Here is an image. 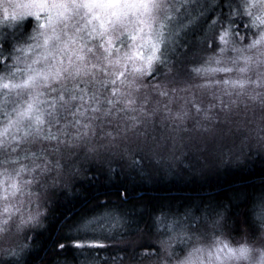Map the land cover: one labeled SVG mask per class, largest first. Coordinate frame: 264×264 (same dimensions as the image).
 <instances>
[{
	"label": "snow or ice",
	"instance_id": "6c2138e0",
	"mask_svg": "<svg viewBox=\"0 0 264 264\" xmlns=\"http://www.w3.org/2000/svg\"><path fill=\"white\" fill-rule=\"evenodd\" d=\"M216 7L208 16L205 0H0L16 31L29 18L39 22L31 34L0 38V238L13 229L24 234L0 251V262L22 264L31 231L47 230L49 201L84 178L90 207L59 220L52 264L251 259L252 248L216 235L226 227L222 212L205 224L193 217L153 241L160 218L141 228L123 207L126 189L116 200L104 190L121 174L113 163L131 144L141 170L147 161L193 175L241 165L252 148L264 153V0H219ZM162 80L182 84L181 92L212 89L213 102L185 98L173 111L176 89ZM153 92L163 100L153 104ZM256 207L264 228V195ZM255 251L264 264V250Z\"/></svg>",
	"mask_w": 264,
	"mask_h": 264
},
{
	"label": "trees",
	"instance_id": "16d2710c",
	"mask_svg": "<svg viewBox=\"0 0 264 264\" xmlns=\"http://www.w3.org/2000/svg\"><path fill=\"white\" fill-rule=\"evenodd\" d=\"M205 2L212 5L206 15H213V10L219 12L216 7L219 0ZM3 16L0 11V17ZM35 21V18H29L20 32L33 33ZM14 23L0 24V38L6 37L10 42L20 36V32L13 26ZM201 24L203 25L204 21H201ZM240 31L243 32L244 29L241 28ZM7 46L10 47V43ZM201 82L202 80L196 81L197 84ZM161 83L169 91L176 89V95L186 94L179 91L183 87L182 84L170 83L167 80H162ZM259 116L256 113V117ZM246 151L248 155L243 164L214 169L204 175H193L187 170H182V165L166 172L153 168L147 161H144V168L141 170L133 163V159H139L135 151L129 163L125 156L113 163V167L121 174L115 176L112 183L104 185V190L116 200L117 190L126 189L127 201L123 207L140 220L141 228H145V222L151 225L153 217L160 218L151 226L152 235L149 238L153 241L156 236L164 237L162 227L171 221L190 223L195 217L205 224L215 218L216 212H222L226 220V227L223 229L226 235L239 245H253L258 242V236L264 231L256 215V205L264 195V153L255 148ZM93 171L94 169L89 170L87 176L91 177ZM90 186V181L84 178L76 182L75 191L58 190L55 193L48 203L49 217L44 221L47 230L31 231V237L27 240L30 247L23 255L22 264H52L57 224L66 214H78L88 210L92 195L89 192ZM205 214H208L209 219ZM201 217L205 219L201 220ZM138 238L140 239L136 237ZM116 251L118 248L112 249L111 254L114 256ZM103 255L101 252V256ZM0 264H7V261Z\"/></svg>",
	"mask_w": 264,
	"mask_h": 264
},
{
	"label": "rangeland",
	"instance_id": "374dc122",
	"mask_svg": "<svg viewBox=\"0 0 264 264\" xmlns=\"http://www.w3.org/2000/svg\"><path fill=\"white\" fill-rule=\"evenodd\" d=\"M209 1V0H208ZM211 6L212 5H208V10L211 8ZM4 18V16L3 17H0V24H2L3 23V25H5V24H9V23H14L13 21H10L7 17H5V19H3ZM36 22V26L34 27V29L37 27V25H38V21H35ZM32 43H35L34 41H32ZM22 57L25 55L24 53H21L20 54ZM201 83H204V81H202ZM216 92H217V94L219 93V90L217 89V90H215ZM181 92V91H180ZM212 93H213V90L212 89H191L190 91H188V92H186V94H175L176 96H174V101L169 105L170 106V108L173 110V111H175V110H177L178 108H179V106L180 105H182V104H184L185 103V98H187V99H191L192 98V95H193V98L192 99H195V100H198V101H200L204 106H207L209 103H211V102H213V96H212ZM157 99H159V100H163V98L162 97H157L156 95H155V93L153 92L152 93V101H153V104H155V102H156V100ZM257 114H259L260 115V111H259V109H257V112H256ZM249 116H251V113H249ZM196 118V116H195V113H192V118L191 119H189L188 120V122H187V124H188V126L189 127H191L192 126V124H193V120ZM256 119H259V118H257L256 117ZM2 122H3V117L2 116H0V125H2ZM121 124H123V121H121ZM156 124H157V129H156V131H157V134H159L160 132H162L163 131V129H161L160 127H159V119L157 118V121H156ZM191 124V125H190ZM107 130H111V128H108ZM136 151V145L135 144H131L130 145V151L127 153V154H125V158H127V163H129L130 162V158H131V155L134 153ZM0 171H2V170H0ZM3 195H4V193H3V191H2V189H0V210H2V208H3V206H4V201H3V199H2V197H3ZM22 199H23V197H22ZM13 202H15V201H13ZM36 209H35V207L33 206V211H35ZM41 210H43V202H42V208H41ZM206 216V218L207 219H209V216H208V214H205ZM0 219H3V217L2 216H0ZM206 223V222H205ZM180 223L179 222H177V221H171L170 223H167V224H165L164 225V227H162V229H163V233H165L166 231H168L169 230V228H171V227H176V226H178ZM163 225V224H162ZM162 225H160V226H162ZM159 226V227H160ZM160 229V228H159ZM207 230L208 231H211V228H210V225L209 226H207ZM223 231V230H222ZM31 234V233H30ZM30 234H29V236H28V238L29 237H31L30 236ZM216 235L217 236H219V238L220 239H224L226 242H228L229 243V245L231 246V247H237V246H239V244H237V243H234V241L230 238V237H228L227 235H226V233H225V231H223V235L221 236L220 235V233L219 232H217L216 233ZM261 236H264V231H263V233L261 234ZM261 236H258L259 238L261 237ZM158 238H164V237H155V239L154 240H157ZM24 239V234L23 233H21V234H16L15 233V229H13V231L11 232V233H9V235L7 236V237H4V238H0V251H2L3 249H5V248H7V247H9L10 245H12V244H14V243H16L17 241H22ZM137 240H139V238L137 239ZM259 243L258 242H255V244H253V246H255V245H258Z\"/></svg>",
	"mask_w": 264,
	"mask_h": 264
},
{
	"label": "clouds",
	"instance_id": "9594fccd",
	"mask_svg": "<svg viewBox=\"0 0 264 264\" xmlns=\"http://www.w3.org/2000/svg\"><path fill=\"white\" fill-rule=\"evenodd\" d=\"M241 245L235 247V248H239L241 247ZM243 246H247L249 248H252L253 251L251 253V259H241L239 262H237V264H261L262 261V256H261V252L255 251V249H261L264 250V244H258V245H250V244H243Z\"/></svg>",
	"mask_w": 264,
	"mask_h": 264
}]
</instances>
